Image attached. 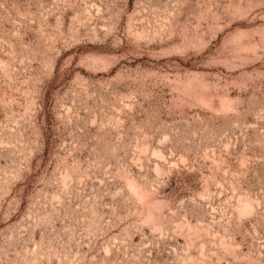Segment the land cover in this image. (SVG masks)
Listing matches in <instances>:
<instances>
[{"label":"rangeland","instance_id":"1","mask_svg":"<svg viewBox=\"0 0 264 264\" xmlns=\"http://www.w3.org/2000/svg\"><path fill=\"white\" fill-rule=\"evenodd\" d=\"M264 264V0H0V264Z\"/></svg>","mask_w":264,"mask_h":264},{"label":"bare ground","instance_id":"2","mask_svg":"<svg viewBox=\"0 0 264 264\" xmlns=\"http://www.w3.org/2000/svg\"><path fill=\"white\" fill-rule=\"evenodd\" d=\"M200 264V263H199Z\"/></svg>","mask_w":264,"mask_h":264}]
</instances>
